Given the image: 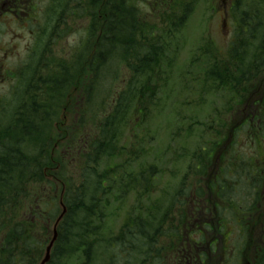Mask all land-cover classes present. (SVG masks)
Returning a JSON list of instances; mask_svg holds the SVG:
<instances>
[{"label": "trees", "instance_id": "1", "mask_svg": "<svg viewBox=\"0 0 264 264\" xmlns=\"http://www.w3.org/2000/svg\"><path fill=\"white\" fill-rule=\"evenodd\" d=\"M193 3L49 0L0 100V264H40L64 207L46 264H171L201 201L213 232L234 227L235 264H264V0H237L225 54L173 85Z\"/></svg>", "mask_w": 264, "mask_h": 264}, {"label": "rangeland", "instance_id": "2", "mask_svg": "<svg viewBox=\"0 0 264 264\" xmlns=\"http://www.w3.org/2000/svg\"><path fill=\"white\" fill-rule=\"evenodd\" d=\"M193 3V10L191 12V15L189 16V19L187 20L186 26L181 31V39L177 40L178 45L180 47V53L178 55L176 66L174 70V77L178 78V81L176 79L173 80L174 84L180 85V79H179V73H181L182 65H186V69L188 67V61L190 59H198V66H196V71L198 72V68L200 66L205 67L206 60L204 59L206 55L204 54L207 50V47L209 45H214L220 50V53L222 55L225 54L227 51L226 48L229 47L232 39L233 34H235L236 27L238 26V20L236 19V15L234 10L236 11V8L234 7L232 10L229 11V13H226L224 10V7L217 6L213 3L212 0H191ZM142 8H147V6L144 4L142 5ZM216 8V10H215ZM224 11V13H223ZM230 16H226V15ZM34 34H3V42H4V54L3 57L5 59V65L8 70L14 69L18 64H20L27 55V50L30 45V43L33 40ZM79 39L78 34H72L70 35L67 40H62L60 42L59 47H63L65 54L69 52V49H72V47L76 44V42ZM182 64V65H181ZM190 70V69H189ZM186 72V71H185ZM196 72V73H197ZM195 73V74H196ZM10 79H6L3 85V95L9 91V86L11 84ZM221 103L217 101L211 108L210 114L217 113L216 108L221 107ZM171 107V103H169V108ZM169 108H166V111L164 112L163 118L160 119V128L157 131V139L162 141L169 140V133L172 130L173 124L172 121H169L167 118L170 110ZM181 110L182 105H181ZM188 108L184 109L183 113L188 114V124L192 121L190 117V113L188 112ZM197 116L199 120H207L209 117V105H205L203 109L200 110V112H197ZM197 118V119H198ZM243 142H241L237 149L241 150L244 148L246 151H250V149L246 146V144L250 143V137L246 134L244 135ZM198 140L197 131L192 140L189 141V148L191 152L195 150V145ZM157 144L151 147V149H155ZM155 151V150H154ZM255 153V152H253ZM160 155H162L160 153ZM225 156H229L228 153L225 154ZM185 162H188V158L185 159ZM180 175L182 172H184V167L181 166L177 168ZM167 178V177H166ZM162 183V182H161ZM214 199V198H213ZM134 199H129L127 202V207L130 206L129 204L132 203ZM215 202H218V200H215ZM192 229L186 230V233H189L190 231H194L195 237L200 239V236L202 234L206 235L204 243H201L202 247H206V243L213 237L218 236L217 234H211L208 230H205L203 232H199L198 229L195 227H191ZM231 232V234H230ZM229 234V237H228ZM228 237V238H227ZM237 234L234 230V227L232 226L231 229H228L224 232V235L222 236V239L224 240L227 238V240L224 242L226 248H229V245L233 244L230 247V250L228 252L229 261L228 264H235L238 258L237 250L239 246V242L237 241ZM201 240V239H200ZM217 246L219 249L217 250V254H220V261L224 259L223 255L226 256V251H223V243L221 241L218 242ZM172 258V255H167V258ZM242 256L239 258L238 264H241ZM224 261V260H223Z\"/></svg>", "mask_w": 264, "mask_h": 264}, {"label": "flooded vegetation", "instance_id": "3", "mask_svg": "<svg viewBox=\"0 0 264 264\" xmlns=\"http://www.w3.org/2000/svg\"><path fill=\"white\" fill-rule=\"evenodd\" d=\"M49 0H0V100L3 94L5 77V59L3 34H36L37 25L44 15ZM220 6L224 7L226 13L234 6L235 0H219ZM224 13V11H223ZM230 16V15H226ZM12 71V70H11ZM208 247L199 246L196 241L182 247V253L187 264L193 260H200L202 253L211 254ZM178 263V260L176 259Z\"/></svg>", "mask_w": 264, "mask_h": 264}, {"label": "water", "instance_id": "4", "mask_svg": "<svg viewBox=\"0 0 264 264\" xmlns=\"http://www.w3.org/2000/svg\"><path fill=\"white\" fill-rule=\"evenodd\" d=\"M65 213H66V208L64 207L62 215L59 217V219L57 220V222L55 224L53 238H52L50 244L48 245V247L46 249L45 257L42 260L41 264H46L49 261V259H50L51 250H52L53 245H54V243H55V241L57 239V224L62 219V217L64 216Z\"/></svg>", "mask_w": 264, "mask_h": 264}]
</instances>
